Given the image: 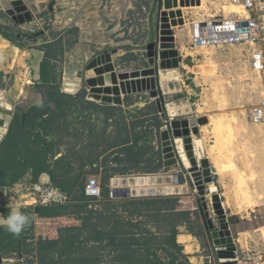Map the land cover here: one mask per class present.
<instances>
[{
  "label": "trees",
  "instance_id": "obj_1",
  "mask_svg": "<svg viewBox=\"0 0 264 264\" xmlns=\"http://www.w3.org/2000/svg\"><path fill=\"white\" fill-rule=\"evenodd\" d=\"M154 10L155 6L151 7L152 14ZM149 35L153 38L154 32ZM50 55V50L45 52L38 79L50 88L49 93L22 114H15L0 145V181L17 180L30 169L35 180L48 172L71 199L64 205L38 204L31 214L39 221L58 222L48 230L56 227L61 234L58 239L39 238L42 261L59 249L58 260L67 264H192L177 241L178 227L186 226L203 249L213 239L201 205L190 195L110 196L113 177L167 171L160 141L164 122L156 102L126 114L122 106L87 99L85 89L76 95L62 92L58 76L51 74L54 66L50 65ZM137 99L139 96L126 95L125 106ZM79 108L95 111L101 126H93L88 132L75 127L69 116ZM87 174L101 176L100 200L86 196ZM87 240L96 241L98 249L110 247L111 256L79 253ZM73 250L90 261L76 260L78 254L72 255ZM205 264L213 263L208 258Z\"/></svg>",
  "mask_w": 264,
  "mask_h": 264
},
{
  "label": "rangeland",
  "instance_id": "obj_2",
  "mask_svg": "<svg viewBox=\"0 0 264 264\" xmlns=\"http://www.w3.org/2000/svg\"><path fill=\"white\" fill-rule=\"evenodd\" d=\"M155 1L131 0L130 7L125 10L121 8L120 0H66L63 1L64 6L61 7L64 11L69 10L71 15H77L76 19L78 16L85 18L90 24L85 29L90 32L95 30L91 34L97 36L100 41L106 42L107 40L112 45H116L117 40L122 38L132 44L146 46V43L156 37L158 3ZM223 3L225 6L222 8L220 4L214 5L211 2L207 6L205 0H196V2L195 0H164L162 10L166 12L167 17L165 22L166 34L169 35L168 42L171 46L174 45L175 49H179L183 55L184 63L179 67L182 72L180 82L192 86L196 78L200 87L193 92L192 101L197 103L195 107L199 108L200 117L207 116L210 122L206 123L207 127L201 135H192L193 138L195 136L193 144L200 170L202 171L203 166L199 158L197 140H201L203 153L206 147L211 160L217 166L220 183L218 182L219 177L213 171L211 175L215 186L220 189L219 192H223L219 201L224 212L227 215H231V212L235 213V237L241 235L243 240L249 237L248 241H250L251 237L255 241H262V236H264V120L260 123L255 122L252 118V111L255 108L264 111V69L258 71L252 67L250 50L254 46L249 43L227 47H200L192 43L191 24L198 20L197 17H207L216 11L218 14L224 11L228 16L235 10L244 9L243 6L233 4L230 0H225ZM153 6L155 10L152 14L151 7ZM260 6L264 26V3ZM47 13V8L42 9L41 15H47ZM151 14L154 28L153 38L148 33ZM51 18L52 15L48 14L46 18H43L44 20L39 22V27L47 29L50 25L53 26ZM175 27H177V35L175 34L174 37ZM74 29L75 27H72L66 32L69 39H75L76 34L72 31ZM14 30L15 28L10 27V32L16 36V30ZM175 38L177 39L176 44ZM262 40L264 44V29ZM16 45L20 49L12 46V49L0 58V67H10L7 69L9 72L2 75L6 78L2 81L1 87L8 90V101L13 103L14 110L22 114L32 105L37 104L41 98L43 100L50 88L28 82L32 80L29 65L31 57L29 58V53L24 52L28 45L24 42ZM73 47L69 48L68 54H65L63 59H59V63L62 62L64 70L67 71L65 73L67 77L77 75L75 72L78 69L84 72L91 56L90 53L86 55L83 46ZM146 57L147 51L141 48L136 65H143V59L145 60ZM40 89L45 91L42 97L39 94ZM143 100L148 101L152 98L146 95ZM79 116V112H75L69 116V120L75 122ZM208 163L211 168L210 162ZM187 186V191L182 194L190 195L197 204L201 205L202 195L199 194L196 186ZM203 196L211 226L219 227L220 221L214 208L213 194L209 184H206V193ZM226 200L230 204L235 202V207L229 208L225 203ZM238 231L249 232L238 234ZM186 242L190 243L188 240ZM203 252L210 255L213 264H219L213 241L203 249ZM81 259L90 261L86 260L84 254H78L76 260Z\"/></svg>",
  "mask_w": 264,
  "mask_h": 264
},
{
  "label": "crops",
  "instance_id": "obj_3",
  "mask_svg": "<svg viewBox=\"0 0 264 264\" xmlns=\"http://www.w3.org/2000/svg\"><path fill=\"white\" fill-rule=\"evenodd\" d=\"M8 1L9 0H0L2 4V9L0 10V58L3 57V55L7 54V52L12 49L11 48L12 46L16 47L17 49L18 48L20 49V47L16 45L17 43L19 44L21 42L27 43L28 47L25 49L24 52L29 53V58L31 57L29 61V65L31 68V79L32 80H29L28 81L29 83L30 82L36 83L38 85L43 86L42 84H40L38 80L39 76H41L40 64L43 58L45 57V52L50 50L51 52V55H50L51 64L50 65L54 66L52 68L51 74L53 76H58L57 78H58V84H59L60 90L63 92L69 93V94H73V95L79 94L83 90V85H84L83 76H85L86 69L84 70V72L78 69L75 72L77 75L73 77H67L65 76V73H67V71L64 70L63 63L62 62L59 63V59H63L64 55L68 54V51L73 46H75L73 48L83 46L85 48L86 55H88L89 53L91 54L86 65L88 64V62H90V60L92 59V56H94L96 53L102 50H105V49H117V52L113 54V60L116 64L117 70H124V69H129V68H142V67L148 66L149 64V60L152 56V55H149V50H152V48L148 46L150 41L146 43V46H138V44H132L130 42H126V39L124 40L122 38L117 40L116 45H112V43L107 42V40L106 42L100 41L97 36H92L91 34L95 30H91L90 32L85 29L90 25L86 21L85 18L78 16L76 19L75 17L77 15L76 16L71 15L69 10L64 11V8L61 6H64L63 1H66V0H23L24 4L27 5L28 10L31 11L32 16H33L32 21L21 24L23 26L16 25L11 20L10 17L4 14L3 10L9 7ZM209 2H211L214 5L220 4L222 8L225 6L223 3L224 0H205V3L207 6H209ZM120 3H121L120 4L121 8L125 10L130 7L131 0L130 1L120 0ZM163 4H164V0H163ZM45 8H47L48 10L47 15L48 14L52 15V18L50 19V21H53V24H52L53 26L50 25L47 29L41 28L42 26L39 27L40 25L39 22L41 20H44L43 18H46L47 16L46 14L41 15L42 9H45ZM218 11H220V9ZM218 15H226V14L224 11L221 14H218L216 11L215 13H211L210 15H207V17L206 16L202 18L197 17L198 20L194 22L204 21V20L210 19ZM184 18H185V13H184ZM149 20H150V26H149L148 33H150V31L154 32L151 16H149ZM192 24L191 26L193 27ZM10 27L12 29L15 28L16 36L15 34H12L10 32ZM72 27H75V29L72 30L76 34L75 39H72V38L69 39V37L66 36V32L69 31ZM192 27H191V32L193 33ZM176 28L177 27H175L173 30L174 37H175V34L177 35ZM90 34L91 36H89ZM174 42L175 44L177 43L176 38ZM11 44H15V45H11ZM159 46H160V33H159ZM200 47H203V46H200ZM41 48H46V50H43V49L41 50ZM141 48L147 51V57L145 58V60L143 59L144 61L143 65L142 64L136 65L138 62L137 60H139L138 52H140ZM177 50L179 52V49ZM179 55L182 58L180 62V67H181L183 66L184 60L182 57L183 55L180 52H179ZM129 63H132V65L129 66L128 65ZM185 66L186 65L184 64V67ZM9 68H10L9 66L4 67V68L0 67V92L3 93L2 94L3 97L1 101H4V102H9L8 101L9 95H8V90L1 87L2 81L4 80V78H6L2 75H5L6 73H8L9 70L7 69ZM179 71L181 73L180 76H182V72L180 69ZM76 78H80L78 83L75 80ZM195 79H194L195 82L192 86H187L185 85V83L183 84V82H180L182 90L179 92H174L169 96L168 95L166 96L167 102L174 98L179 99V98L187 97L189 102L183 101L180 104H177L175 106V109H182V110L191 108V113L188 115H184L183 118L184 117L190 118L194 116L197 117L198 115H199L198 117H200V114H198L199 108L195 107L197 103L192 101L193 92L198 90L200 87V84H197ZM179 80L181 81V78H179ZM67 81H72V83L76 86L75 91L73 92L65 91V84ZM29 83L28 85H31ZM60 83H61V87H60ZM28 85L26 86L25 90L27 89ZM19 86L21 87V85ZM41 86H38V87H41ZM11 90L13 91L14 89H11ZM9 92L11 91L9 90ZM43 93H45V91L40 89L39 90V94L41 95L40 97H42ZM20 94H21V88H20ZM128 95L132 97L139 96V99H137L135 102H133L129 106H125L126 95H123L124 103L122 105H116L113 103L111 104L116 105V106H122L126 113L132 114V113H136L137 109L145 106L146 103L155 101V99L148 100V101L143 100L144 96L146 95L150 97L148 92H137V93H132ZM41 100L39 102H41ZM94 102H97L100 104L103 103V102H98V101H94ZM9 103L11 104L12 109L14 110L13 105H12L13 103L11 102ZM5 108L6 107H2L1 109H5ZM77 111L84 112L88 115H86V118L85 116H79L78 117L79 119L73 122V125L75 127L82 128V129L85 128V131L88 132L89 129L93 126H95L96 128L101 126L102 122H100L101 120L99 119V116L96 114L95 111L86 110L83 108H79ZM16 113H17L16 110H14V114L12 115L0 111V145L7 138L9 129L11 127V124L13 122V119ZM158 113L160 115L161 120L164 122V125L160 129V139H161L160 141H161V148H162L163 166H164V169H167V171L172 172L173 170L175 169L178 170L181 167V160L179 159L176 146L175 144H173L174 149L172 150L169 149L170 157L167 158L166 152L164 151L163 145H162V131H164L165 128H167V125H168V123H166L167 118H169V120L172 119V115L168 114L167 112V116L164 117L162 116V113L159 111V109H158ZM206 127H207L206 124H204L203 126H200V132H199L200 135L202 134V132L204 131ZM110 128L111 127L108 128V131H110ZM202 140H203V137H202ZM204 149H205L204 150L205 158L207 160L209 159L208 162H210L211 164V169L213 173H215V175L219 177L218 182L220 183L221 179L219 176V172L217 171V166L213 163V160H211V156L209 155L207 148L205 147ZM60 152L57 153L55 159L60 157ZM159 173H162V172H159ZM89 175L91 174H87L85 178L87 179ZM96 176L100 177L101 179V176L99 174H97ZM47 182L54 184L48 172L41 173L39 177L37 178V180H35L33 178V172L31 169L28 170L23 176H21L17 180L12 181L11 179H5V181L4 180L0 181V251H2L7 257H17V258L19 257L22 264H67V263H61L58 260V257H59L58 250L59 249H56V251L54 250L51 255H48L46 257L47 259L44 258V260L46 261H42V255L39 251V246H40L39 238L40 237L44 239H48L50 237H54L55 239H58L61 236L59 229L56 227L52 229V232H49L48 230L49 225L58 224V222L39 221L35 216L32 217L31 215L35 207L37 206V204L35 203L34 198L30 196L29 192L31 191L32 186H34L35 184L47 183ZM133 186L135 187L134 189H136V186L135 185ZM111 187L113 188L112 179L110 183V188ZM182 188L186 190V186H183ZM142 189L144 190L142 191L140 189L138 192H133L132 190V193H134L133 196H146V195L152 194L153 191H155L154 190L155 188H151V187H144ZM218 191H220V189H218ZM219 194L222 197L223 192L222 193L219 192ZM225 203H227V206L229 208L235 207V202L230 204V202L226 200ZM14 210L19 211L22 214H25L29 217L28 224L24 227V229L21 231L19 235H15L12 232L8 231L7 227L4 224V220ZM227 216H228V219L230 220L231 217L235 218V213L231 212V215H227ZM72 222H73V219L71 220V223ZM229 223H230V229H231L232 236H233V241L235 242V245H236V259H237V256L241 254L244 248L248 247L253 242H259L260 240L255 241L251 237H250L251 239L250 241H248L249 237L243 240L241 235L240 237H235V219L234 221L229 222ZM39 224L41 225V227L39 226ZM178 230H179V233L177 235V241L182 246L183 248L182 252L185 254V257L192 264H205L208 258L210 259V257L203 252V247L201 246L199 240L194 235H192L188 231L187 227L184 225L179 226ZM247 232L238 231V234H248ZM263 239H264V236H262V240ZM186 240L190 241V243H187ZM85 242H86L85 245L83 244V249L80 250L82 252H79V253H84L86 255L91 254L95 256H99V255L111 256L112 254L110 247L108 248L102 247L98 249L96 248V244H98L96 241L87 240ZM213 246L215 247L214 242H213ZM72 252H73L72 255H74V253L76 252L77 254H79L78 251L76 250H73ZM218 262H219V259H218ZM73 263L74 262H72L71 264Z\"/></svg>",
  "mask_w": 264,
  "mask_h": 264
},
{
  "label": "water",
  "instance_id": "obj_4",
  "mask_svg": "<svg viewBox=\"0 0 264 264\" xmlns=\"http://www.w3.org/2000/svg\"><path fill=\"white\" fill-rule=\"evenodd\" d=\"M158 3V22L156 27V38L148 44L152 50L149 64L142 68H131L117 70L113 60V54L117 49H105L94 56L86 66L85 76H83V89L87 91V99L103 103H113L122 105L124 103L123 95L137 92H148L152 99H155L159 111L162 116L172 115V119L167 118V128L162 131V145L174 149L176 146L179 159L181 160V169L172 172H162L154 174L130 175L112 178L113 196L115 198L132 197V186L139 185L143 187L155 188L149 195H176L187 191V185L196 186L199 194L202 195L201 206L206 222L211 230V237L215 244L217 258L220 264H238L236 259V245L233 241L230 223L227 214L224 212L220 204V194L217 186H215L214 178L211 175V168L208 160L201 148V140H197L198 153L200 162L203 166L200 170L199 163L195 157L194 138L192 135H198L200 126L209 122L207 116L204 117H184L191 113V108L186 110L173 108L181 102H189L187 97L174 98L167 102L166 96L174 92L182 90L180 80H162L161 72L168 73L172 70H178L182 58L177 49L172 45L169 48H160L159 33L161 29V13L163 9V0H156ZM9 7L3 10L6 16L10 17L16 25L30 22L33 19L31 11L23 0H9ZM2 4L0 2V10ZM2 13V12H1ZM246 25V22L240 25ZM93 73L96 76V85L91 86L88 76ZM106 85V86H104ZM0 92V99L3 97ZM1 112L14 114L12 106L10 108L1 109ZM25 119L23 114L22 122ZM182 145V146H181ZM196 174L198 182H195L193 175ZM118 179L117 183L114 180ZM206 184H209L210 191L213 194L214 208L218 213L220 221L219 227H212L207 212V205L203 195L206 193ZM186 186V190H177V187ZM172 188V189H168ZM225 233V238H216L215 230ZM0 264H22L18 257H7L0 251Z\"/></svg>",
  "mask_w": 264,
  "mask_h": 264
},
{
  "label": "built area",
  "instance_id": "obj_5",
  "mask_svg": "<svg viewBox=\"0 0 264 264\" xmlns=\"http://www.w3.org/2000/svg\"><path fill=\"white\" fill-rule=\"evenodd\" d=\"M225 1V0H224ZM233 4L243 6V10L230 15H218L204 21L193 23L192 40L198 46H235L249 43L254 46L250 50L252 67L255 70L264 69V44L262 40L263 14L261 4L264 0H230ZM246 22V25L240 23ZM255 122L264 120V111L255 108L252 111ZM102 182L100 177L89 175L85 183V194L92 200L102 198ZM35 203L41 205L60 204L70 202L69 195L60 187L51 183H38L29 192ZM113 196V188L110 189ZM238 264H264V239L253 242L244 248L237 256Z\"/></svg>",
  "mask_w": 264,
  "mask_h": 264
},
{
  "label": "bare ground",
  "instance_id": "obj_6",
  "mask_svg": "<svg viewBox=\"0 0 264 264\" xmlns=\"http://www.w3.org/2000/svg\"><path fill=\"white\" fill-rule=\"evenodd\" d=\"M69 1V0H68ZM72 1V0H71ZM71 4V3H70ZM67 6V5H66ZM235 6H238V5H235ZM68 11V10H66ZM239 10H235V12H237ZM66 14V13H65ZM166 12L162 10V13H161V29H160V48H169L171 46V43L168 42V39H169V35L166 34V30H167V25H166ZM58 21V20H57ZM66 22V21H65ZM70 74V73H69ZM180 71L178 70H172V71H169L168 73H163L161 72V79L164 81V80H177L180 78ZM79 79L80 78H76V82L78 83L79 82ZM88 80L91 84V86H94L96 85V76L91 73L90 76H88ZM76 83V84H77ZM76 90V86L72 83V81H67L66 84H65V91L67 92H73ZM2 99V98H1ZM0 99V110L2 107H7V108H10L11 107V104L9 102H4V101H1ZM175 110V108H173V111ZM8 121V120H7ZM6 129V128H5ZM182 146V145H181ZM165 152H166V156L167 158L170 157V153H169V148L168 146L165 147ZM198 176L196 174L193 175V179L195 182H198ZM118 182V179H115L114 180V183H117ZM132 190L133 192H138L140 189L143 191L144 188L143 186H139V185H136V189H134L135 187L132 186ZM168 189H172V188H168ZM177 190H180V191H183L184 189L182 187H177ZM144 193V192H143ZM134 195V193H133ZM215 233H216V238H225V233H221L219 230H215Z\"/></svg>",
  "mask_w": 264,
  "mask_h": 264
},
{
  "label": "clouds",
  "instance_id": "obj_7",
  "mask_svg": "<svg viewBox=\"0 0 264 264\" xmlns=\"http://www.w3.org/2000/svg\"><path fill=\"white\" fill-rule=\"evenodd\" d=\"M28 222L29 217L27 215L15 210L4 220L7 230L15 235H19Z\"/></svg>",
  "mask_w": 264,
  "mask_h": 264
}]
</instances>
